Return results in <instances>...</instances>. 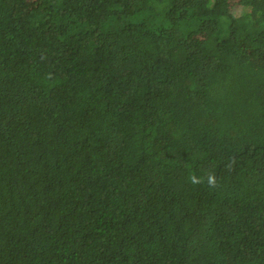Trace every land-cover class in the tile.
<instances>
[{
  "label": "trees",
  "instance_id": "obj_1",
  "mask_svg": "<svg viewBox=\"0 0 264 264\" xmlns=\"http://www.w3.org/2000/svg\"><path fill=\"white\" fill-rule=\"evenodd\" d=\"M0 264H264V0H0Z\"/></svg>",
  "mask_w": 264,
  "mask_h": 264
},
{
  "label": "clouds",
  "instance_id": "obj_2",
  "mask_svg": "<svg viewBox=\"0 0 264 264\" xmlns=\"http://www.w3.org/2000/svg\"><path fill=\"white\" fill-rule=\"evenodd\" d=\"M193 182H196V181L194 180ZM212 182H213V181H212V179L210 178L209 183H212Z\"/></svg>",
  "mask_w": 264,
  "mask_h": 264
}]
</instances>
